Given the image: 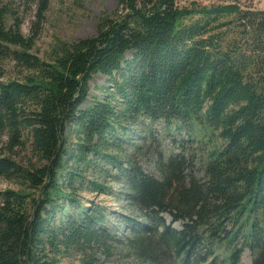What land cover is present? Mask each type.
<instances>
[{"label":"trees","instance_id":"obj_1","mask_svg":"<svg viewBox=\"0 0 264 264\" xmlns=\"http://www.w3.org/2000/svg\"><path fill=\"white\" fill-rule=\"evenodd\" d=\"M36 1L42 18L51 0ZM118 4L94 36L60 44L50 61L31 52L34 36L0 20V61L27 72L4 80L0 70V180L31 190L0 191V264H102L120 228L82 192L139 212L118 219L141 256L241 264L248 249L264 264V9L252 0ZM95 75L110 86L84 108ZM159 125L187 139L174 140L178 153H158L157 178L139 159Z\"/></svg>","mask_w":264,"mask_h":264},{"label":"rangeland","instance_id":"obj_2","mask_svg":"<svg viewBox=\"0 0 264 264\" xmlns=\"http://www.w3.org/2000/svg\"><path fill=\"white\" fill-rule=\"evenodd\" d=\"M201 6H212L230 2L232 0H195ZM257 8L264 9V0H252ZM184 4H189L185 2ZM119 9L118 0H51L48 10L42 18L37 15L38 4L36 0H0V20H3L8 27L20 25L22 34L26 37L34 36L35 45L31 50L40 59L50 61L53 51L62 43L73 44L79 40L92 37L96 34L97 26L100 20L107 14H113ZM132 53L128 52L126 58L130 59ZM0 70L3 73V79H17L26 75L23 68L16 66L10 59L0 61ZM90 96L84 108L93 103L96 99H101L106 89L110 86L108 78L103 75H95L90 82ZM158 142L153 145L151 151L141 156L139 161L146 173L160 178L158 170V153L168 156L171 153H178L176 140L178 143L187 139L185 131L176 133L174 128L167 132L162 125L157 126ZM4 140L0 136V142ZM158 144L161 145L157 149ZM31 157L29 153H22V158ZM195 171L202 177L203 173L199 161L195 162ZM107 185L113 190H118L119 185L116 182L107 179ZM12 189L15 191L31 192L26 187L20 186L15 182L0 180V191ZM84 201L91 204H100L108 208L110 215V227L120 228L117 240L110 243L108 249L98 253V258L102 264H170L168 257L160 253L156 259L141 256L133 247L134 235L122 225L118 216L131 217L133 220H140L139 212L133 211L126 201L119 199L115 195H94L82 192ZM121 218V217H120ZM122 219V218H121ZM166 223L171 222V218L165 215ZM176 229L181 225L175 224ZM73 264H78L77 257L70 259ZM209 260L206 264H211ZM172 264V262H171ZM176 264V263H173ZM213 264V263H212ZM241 264H252V254L248 249H244L241 256Z\"/></svg>","mask_w":264,"mask_h":264}]
</instances>
